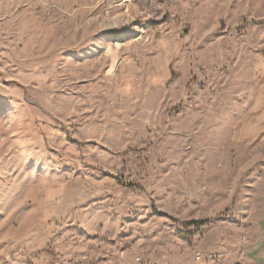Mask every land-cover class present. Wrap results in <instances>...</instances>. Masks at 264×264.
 Here are the masks:
<instances>
[{
	"label": "rangeland",
	"instance_id": "1",
	"mask_svg": "<svg viewBox=\"0 0 264 264\" xmlns=\"http://www.w3.org/2000/svg\"><path fill=\"white\" fill-rule=\"evenodd\" d=\"M262 222L264 0H0V264H251Z\"/></svg>",
	"mask_w": 264,
	"mask_h": 264
},
{
	"label": "crops",
	"instance_id": "2",
	"mask_svg": "<svg viewBox=\"0 0 264 264\" xmlns=\"http://www.w3.org/2000/svg\"><path fill=\"white\" fill-rule=\"evenodd\" d=\"M259 238L251 244L248 252V260L251 264H264V222L258 229Z\"/></svg>",
	"mask_w": 264,
	"mask_h": 264
},
{
	"label": "trees",
	"instance_id": "3",
	"mask_svg": "<svg viewBox=\"0 0 264 264\" xmlns=\"http://www.w3.org/2000/svg\"><path fill=\"white\" fill-rule=\"evenodd\" d=\"M196 224H197V225H201V224H203V223H202V222H197Z\"/></svg>",
	"mask_w": 264,
	"mask_h": 264
}]
</instances>
